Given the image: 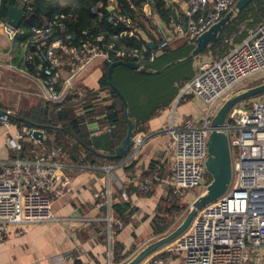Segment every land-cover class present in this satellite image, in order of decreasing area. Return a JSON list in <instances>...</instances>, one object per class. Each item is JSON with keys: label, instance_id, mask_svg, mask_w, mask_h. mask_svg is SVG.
<instances>
[{"label": "built area", "instance_id": "2783aa9c", "mask_svg": "<svg viewBox=\"0 0 264 264\" xmlns=\"http://www.w3.org/2000/svg\"><path fill=\"white\" fill-rule=\"evenodd\" d=\"M237 1L185 0V21L170 23L174 34L155 33L152 48L147 45L152 40L130 48L118 46L116 40L124 37L143 40V29L136 25L131 10L116 0L106 1L108 21L114 27L109 39L104 34L94 36L88 28L77 32L69 26L70 15L65 13L55 15L42 26L14 27L8 23V16H2L3 0H0V45L6 42L9 59L15 60L13 52L18 42L21 65L9 62L5 66L21 74L34 87L33 94L45 102L61 104L69 95L85 97L87 88L80 81L105 62L131 61L142 69L178 39L196 45L197 38L233 9ZM103 4L100 2L94 7L99 16L103 14L100 10ZM143 7L144 15L150 16L148 3ZM131 8L138 11L133 3ZM137 15L143 18L142 12ZM195 67L194 77L184 85L178 98V102L182 100L192 106V112L181 116L175 105L163 128L167 136L163 161L169 173L164 181L180 191L202 187L199 190L202 192L211 180L206 179L205 161L215 113L244 83L249 86L254 80L264 79V22L251 29L248 37L224 57L219 60L206 55L199 57ZM106 95L102 93L94 105L102 104L101 97ZM256 98L251 105L248 101L252 98L237 103L228 114L233 164L230 189L201 209L186 232L151 255L148 259L151 264H175L174 252L181 256V264H264V94ZM86 111L81 104L78 106L79 114ZM13 115V111L6 110L0 115V124L8 125ZM98 124L96 121L95 129L112 131L110 125L99 127ZM40 130L43 139H35L43 145L46 130ZM25 136L33 138L30 126H22L15 139L8 138V141L20 150ZM143 138L141 133L133 137L137 149ZM63 152L59 144L50 150L43 145L40 151L32 150L34 157L15 159L0 173V243L12 235H22L31 223L56 219L54 200L69 191L71 184L65 165L54 160ZM105 169L110 171L109 167ZM122 195L128 200L126 191ZM96 196L102 199L99 206H110L105 192H98ZM163 252L169 253L168 258L158 257Z\"/></svg>", "mask_w": 264, "mask_h": 264}, {"label": "crops", "instance_id": "0c3cea01", "mask_svg": "<svg viewBox=\"0 0 264 264\" xmlns=\"http://www.w3.org/2000/svg\"><path fill=\"white\" fill-rule=\"evenodd\" d=\"M163 1L164 10L167 13L165 17L154 8L152 1H144L150 6L151 15H144L143 4L141 9L143 18L140 17L136 23L143 29V41L152 40L154 42L155 33L162 34L168 31L174 34L175 29L170 25L171 21L185 19V0ZM5 45L6 42L4 41L0 45V108L11 110L14 115H18L20 111L44 104L45 101L32 93L34 87L21 74L5 66L9 62L21 65L17 61L18 59H9V53ZM203 53L205 54H198L197 59L205 55L210 56L206 52ZM100 74L98 70L88 72L79 84L84 81L86 83L82 84L84 87L95 88L101 76ZM106 102L110 103L111 100L108 99ZM192 108V106L182 103V111L179 114L181 116L189 115ZM162 114L159 117L152 118L144 126L143 132H140L144 135L142 145L138 149L135 146L133 150L136 153L133 156L130 153L119 162L103 165L91 164L88 161L73 163L64 160L63 153L54 158L55 161L65 165V173L71 177L70 190L64 191L59 198L54 200L53 213L56 219L47 223H31L27 225L22 235H12L6 241L0 243V264H74L76 258H81L83 264H120L126 258L119 263H115L113 253L115 239L123 242L129 248L132 244H136L138 247L149 237H151L149 239L156 237L151 235L150 223L160 203V192L148 198L133 196V203L139 207V210L133 216V221L115 236L112 231L111 204L115 191L121 189L123 184L130 181L131 176L126 172L125 166L132 159H138L135 174L132 176L135 178L150 165L153 159L158 162V168L166 169V162L163 161V148L167 136L163 133V128L168 124L171 112L166 110ZM98 126H101L100 123ZM21 127L20 124L13 121L8 125L0 124V173L13 160L30 158V156L20 153L19 150L15 149L13 143L8 141V138L15 139ZM96 127V121L88 125V129L93 136L112 132L97 130ZM44 137L43 142L45 139H50L51 142L55 139V135L48 133L47 129ZM27 140L32 141V144L36 147L45 146V143L41 145L34 137L27 138ZM107 167L110 168V171H106L105 168ZM166 175L156 174L154 178L157 181L164 182L167 178ZM148 184L153 185L154 183L151 180ZM167 186L168 184L164 182L162 188L165 189ZM141 187L143 188V186ZM98 192H105L109 196L110 206L98 205L102 200L96 196ZM164 194L166 195L167 192ZM101 211H103L102 214ZM93 229L97 231L93 233ZM134 232L137 234L136 238L132 236ZM143 239L145 240L143 241Z\"/></svg>", "mask_w": 264, "mask_h": 264}, {"label": "trees", "instance_id": "16d2710c", "mask_svg": "<svg viewBox=\"0 0 264 264\" xmlns=\"http://www.w3.org/2000/svg\"><path fill=\"white\" fill-rule=\"evenodd\" d=\"M18 0H3L2 4V16L6 18L8 16L7 5H15ZM26 2V15L22 22V26L25 29H30L32 26H42L46 24L55 15L65 13L70 15L68 18V24L71 28L79 32L82 29H90L94 36L104 34L106 38H110V33L114 31V27L108 21V10L106 8L107 0H24ZM117 3L127 6L132 14L133 19L138 22V12H141L144 0H116ZM154 4V8L157 9L164 17L167 13L164 10L163 0H150ZM100 2H104L100 10L103 12L102 16L96 14L93 10ZM135 4L138 7V11L131 8V4ZM208 9H211L209 6ZM264 22V0H252L247 6L241 10H237L230 20L222 27L219 33L218 39L212 43L203 52L208 53L214 60L227 55L236 44L245 39L251 29H255L261 23ZM143 40L132 39L130 37H124L121 40H116L118 46L124 45L130 48L140 47ZM148 48H150L149 44ZM196 46H191L189 52L193 51ZM164 51L160 52L156 60L152 63L146 64V72L150 71V68L161 57H164ZM110 63L105 62L103 65L97 68L100 71V78L95 88H87L85 97H78L69 95L61 104H55L52 102H45L36 107L22 110L13 115L11 121L20 124L21 126H29L22 118L27 119L30 123L38 126H46L48 133L54 134L55 139L53 142L50 139H45L43 143L47 150H50L53 145L59 144L63 147L64 160L73 163L90 162L95 165H103L106 163H116L122 160L124 157L115 158L116 148L121 145L128 133V122L125 117V107L122 98L111 86L107 78V70ZM169 63L164 66L168 67ZM126 69L134 73L132 70L125 66H117L113 71V82L121 90L128 103L129 118L135 123L134 136L140 132H143L145 123L152 118L153 114L146 116L145 118L138 117L136 113H130V103L128 98L116 81L117 72L120 69ZM33 72V68H31ZM135 72H139L135 71ZM142 72V71H140ZM158 72H162V69H158ZM145 73V72H143ZM157 73V72H156ZM191 77L185 78L183 84L190 82ZM264 79L257 80L249 86L259 84ZM83 86L82 84H80ZM102 93H106L102 104L94 105L95 101L100 97ZM110 99L111 102L106 101ZM106 102V103H105ZM82 105L84 108H88L85 113H78V106ZM166 108V107H165ZM104 116V117H101ZM97 121L102 126L110 125L112 127L111 133H101L93 136L88 129V125L91 122ZM58 127V129H52ZM28 136L22 140L20 153H24L30 158L34 157L31 153L33 149L40 151L41 147H36ZM53 144V145H52ZM52 145V147H51ZM36 147V148H35ZM135 144L132 142L129 147L126 156L133 152ZM23 157V156H22ZM138 159H132L125 166L126 172L131 176L130 181L123 184L121 189L115 191L112 204V231L114 236L117 235L124 227L129 225L133 221V216L139 210V207L133 203V196H142L145 198L151 197L155 194L161 193L160 203L154 213V218L150 223L151 235L158 236L168 231L176 219L180 217L187 209V204L184 201L183 193L188 191L177 190L176 188L168 185L163 189V181L155 180L156 174L160 176L166 175L165 168H158V162L153 159L150 165L145 168L137 178L132 177L135 174L137 168ZM166 172V173H165ZM166 176H169L167 173ZM147 180H152V184H148ZM149 181V182H150ZM142 183V185H141ZM145 185V187H144ZM152 185V186H151ZM143 186V188L141 187ZM123 191H126L128 200L123 198ZM167 192L165 195L164 193ZM103 208V207H101ZM101 210V209H100ZM101 214L103 211L100 212ZM104 224H106L104 222ZM93 229V233L96 232ZM134 238L137 234L134 232L132 235ZM137 248L136 244H132L129 248L123 242L119 240L113 243V253L115 263H119L129 255H131ZM169 253L163 252L158 255L160 258H168ZM176 257V255H175ZM81 258L75 259L74 264H83Z\"/></svg>", "mask_w": 264, "mask_h": 264}, {"label": "water", "instance_id": "95a60500", "mask_svg": "<svg viewBox=\"0 0 264 264\" xmlns=\"http://www.w3.org/2000/svg\"><path fill=\"white\" fill-rule=\"evenodd\" d=\"M251 1L252 0H238L233 9L228 11L220 21L215 23L197 38L196 47L192 51L191 55L193 57L198 55L207 49L212 43H214L218 39L222 27L230 20L235 12L247 6ZM7 9L8 23L14 27L21 25L26 15V2L24 0H18L15 5H7ZM149 46L152 48L154 43L150 42ZM117 66H125L132 70H140L142 72H146L147 69H139V66L131 61L118 60L110 63L107 70V78L111 86L119 94L124 102L125 117L128 122V133L121 145L116 148V154L113 155L115 158H121L126 156L127 151L132 144L135 123L129 118L127 111L128 103L125 96L113 82V71ZM262 94H264V80L259 84L238 89L221 104L211 121V131L208 139V156L205 161V168L207 173L211 175L210 182L206 185L205 189L190 203L187 210H185V212L176 219L174 225L168 231L147 241L134 254L126 258L120 264H140L147 257L151 256L164 246L170 244L180 235L186 232L201 209L223 197L228 192L233 180L232 154L229 134L227 131L228 114L237 103ZM5 113L6 110L0 108V115ZM22 121L30 126V134L39 140L43 139V133L40 129H50L46 126H38L36 124L30 123L25 118H22ZM52 129H58V127H53ZM134 153L135 151L132 152L131 155L133 156Z\"/></svg>", "mask_w": 264, "mask_h": 264}, {"label": "rangeland", "instance_id": "374dc122", "mask_svg": "<svg viewBox=\"0 0 264 264\" xmlns=\"http://www.w3.org/2000/svg\"><path fill=\"white\" fill-rule=\"evenodd\" d=\"M190 49L191 45H188L185 39H178L164 50L165 56L159 58L157 62L150 68L149 72L143 73L139 70V72L134 71V73H132L131 71L123 68L117 72L116 81L124 90L128 98L130 103V113H136L139 115L138 117L141 118H145L146 116L153 114L155 118L163 115L162 113H164L166 110H170L171 112L175 105H178V113L182 111V100L178 102V98L184 87L183 81L188 77H191L192 79L196 73L195 60L197 59L198 55L193 57L191 55L192 51L189 52ZM202 54L205 53H199V55ZM13 56L15 59H18V62H20L21 49L18 42L15 43ZM168 63L170 65L164 68V66ZM98 67L100 66L90 70V72L97 70ZM158 69H162V72H158ZM256 81L257 80H254L252 83ZM82 84L86 83L83 81ZM245 86H247V83H244L242 87ZM34 95L39 97L36 94ZM257 99L258 98L253 97L248 101V103L251 105ZM148 123L149 120L145 123V125ZM206 179L207 181L211 179V175L209 173L206 174ZM201 189L202 187H195L191 190L182 192L184 201L187 204V208L190 203L201 193V191L199 192ZM149 238H145L146 240L143 239V241H145H141L143 243L140 244L132 254H134L140 247L149 241ZM166 246L159 250L166 248ZM174 254L176 255L175 258H172L174 263L181 264V256L176 252H174ZM150 257L151 256L147 257L140 264H151V262L148 261Z\"/></svg>", "mask_w": 264, "mask_h": 264}]
</instances>
